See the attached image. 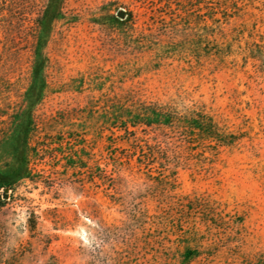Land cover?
Masks as SVG:
<instances>
[{
	"label": "rangeland",
	"instance_id": "rangeland-1",
	"mask_svg": "<svg viewBox=\"0 0 264 264\" xmlns=\"http://www.w3.org/2000/svg\"><path fill=\"white\" fill-rule=\"evenodd\" d=\"M143 1L61 0L60 20L45 24L42 32H47L38 47L44 60L43 80L47 87L44 93L38 90L37 82L29 88L23 83L28 77L29 63L21 40L15 43L17 61L13 60L14 66L12 63L7 66V53L1 46V34L8 30L6 14L0 15V63L6 72L5 89L0 91L4 98L0 99V109L5 106L9 113L15 108L30 112L31 118L40 120L50 130L45 131L43 126L34 145L32 135L25 128L14 131L5 119H0V178L8 169L16 171L28 164L31 179L36 182L22 183L13 198H9V191H0V264H46L50 257L59 264H154V253H161V259L168 255L163 249L143 244L149 240L148 235L128 221L140 200L133 201L135 197L131 196L128 201L132 202L123 210L110 205L103 187L89 174V168L95 169L102 160V144L98 139V122L88 119L85 115L88 110L83 108L92 100L99 113L102 105L99 94L94 91L110 85V82L103 85L101 80L112 75L131 76L136 68L133 58L125 60L118 53L115 26L108 19L112 13L107 15L104 6L121 3L137 13H146V18H140V28L151 16L147 10L151 5ZM244 1L252 16L250 22L256 21V30L264 37V0ZM130 86L139 87L148 99L161 102L176 92L189 94L227 119L234 130L245 126V130L251 129L250 143L245 142L239 151L222 154L214 178L180 171L176 189L179 196L185 197L183 202L200 199L207 203V209L218 204L224 207L225 213L242 218L248 233L245 239L248 249L252 254H264L261 187L264 183V80L261 76L251 64L243 70L213 71L207 67L200 72H190L181 66L143 75L133 83L127 81L126 87ZM70 110L74 112L69 115ZM60 118H68L74 125L59 127L63 124ZM56 127L62 133L84 135L85 142L82 139L80 145L68 141L60 145L55 140L61 137L51 133ZM86 145L93 150L89 160ZM148 204L151 215L156 210L153 204ZM33 213L36 230L30 232L27 219ZM183 218L184 226L207 239L204 242L199 239V246L205 250L214 237L208 236L204 221L189 213ZM169 240L171 243L162 242L168 250L176 246L174 237ZM213 262L221 263L220 260ZM158 264L164 263L158 261ZM165 264L179 263L167 258ZM191 264L212 263L201 257Z\"/></svg>",
	"mask_w": 264,
	"mask_h": 264
},
{
	"label": "trees",
	"instance_id": "trees-1",
	"mask_svg": "<svg viewBox=\"0 0 264 264\" xmlns=\"http://www.w3.org/2000/svg\"><path fill=\"white\" fill-rule=\"evenodd\" d=\"M145 2L151 5L147 9L151 16L140 28V18H146V13H137L121 3L104 6L107 15L112 13L108 19L115 26L118 53L125 60L133 58L136 68L131 76L112 75L101 80L103 85L108 82L110 85H102L94 91L99 94L102 105L99 113L92 100L83 108L88 110V115L85 114L88 119L98 122V139L102 144V160L95 169L89 168V174L103 187L110 205L123 210L127 209L128 202H132L128 201L131 196L135 197L133 201L140 200L128 221L148 235L149 240L143 244L163 249L168 254L165 259L173 258L179 264H191L201 257L212 264H264L263 253L252 254L248 249L245 240L248 233L243 228L242 218L225 213L224 207L218 204L207 209V203L200 199L183 202L185 197L179 196L176 189L180 171L214 178L222 154L239 151L245 142L250 143L251 129L245 130V126L234 130L227 119L189 94L176 92L166 102H161L148 99L139 87H126L127 81L133 83L143 75L181 66L190 72H200L207 67L213 71L243 70L251 64L254 72L264 80V37L256 30V21L250 22L252 16L247 12L244 0ZM61 12V0H0V15L6 14L8 29L1 34L7 66L11 63L14 66L17 61L15 43L21 40L25 43L29 63L28 77L23 83L29 88L37 82L41 93L47 87L43 80L44 60L38 47L47 32H42L45 24L59 21ZM5 73L0 63V91L5 89ZM0 99H4L1 93ZM4 107L0 109V119H5L14 131L25 128L33 137L31 143L36 145L43 122L34 120L30 112L20 108L9 113ZM72 112L70 110L69 115ZM60 121L63 124L59 127L68 123L70 127L74 125L68 118H60ZM59 127L51 133L61 137V140H55L60 145L68 142L80 145L82 139L85 142L84 135L62 133L58 131ZM43 129L50 131L45 126ZM86 148L89 160L93 150L90 145ZM31 175L28 164L16 171L8 169L0 178V191H9V198H13L18 195L22 183H36ZM261 187L264 194V183ZM148 202L156 210L151 215ZM188 213L200 216L208 236L214 237L205 250L199 246V239L203 242L207 239L195 229L184 226L183 216ZM27 226L30 232L36 230L34 213L27 219ZM171 237L176 246L168 250L162 242L169 243ZM161 256V253H154V264L158 261L165 264ZM46 264L59 262L50 257Z\"/></svg>",
	"mask_w": 264,
	"mask_h": 264
}]
</instances>
